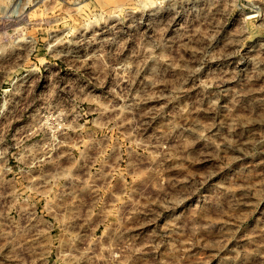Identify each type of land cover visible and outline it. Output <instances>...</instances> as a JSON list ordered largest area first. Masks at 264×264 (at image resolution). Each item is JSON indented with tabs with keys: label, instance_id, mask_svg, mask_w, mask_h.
Listing matches in <instances>:
<instances>
[{
	"label": "rangeland",
	"instance_id": "1",
	"mask_svg": "<svg viewBox=\"0 0 264 264\" xmlns=\"http://www.w3.org/2000/svg\"><path fill=\"white\" fill-rule=\"evenodd\" d=\"M141 1L0 0V264H264V0Z\"/></svg>",
	"mask_w": 264,
	"mask_h": 264
},
{
	"label": "built area",
	"instance_id": "2",
	"mask_svg": "<svg viewBox=\"0 0 264 264\" xmlns=\"http://www.w3.org/2000/svg\"><path fill=\"white\" fill-rule=\"evenodd\" d=\"M147 1L154 4H165V3L179 2L180 0H147Z\"/></svg>",
	"mask_w": 264,
	"mask_h": 264
},
{
	"label": "bare ground",
	"instance_id": "3",
	"mask_svg": "<svg viewBox=\"0 0 264 264\" xmlns=\"http://www.w3.org/2000/svg\"><path fill=\"white\" fill-rule=\"evenodd\" d=\"M148 3H150L149 1H147V2H144V1H141V5H143V6H147L148 5ZM81 4V3H80ZM151 5V4H150ZM82 7V6H81ZM113 16H119L118 15V13H115ZM256 16V14H250V16L249 17H255Z\"/></svg>",
	"mask_w": 264,
	"mask_h": 264
}]
</instances>
